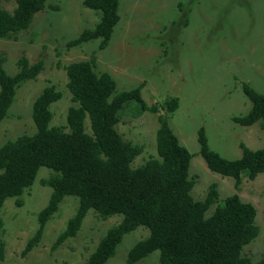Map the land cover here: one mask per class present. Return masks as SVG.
Instances as JSON below:
<instances>
[{
  "label": "rangeland",
  "instance_id": "obj_1",
  "mask_svg": "<svg viewBox=\"0 0 264 264\" xmlns=\"http://www.w3.org/2000/svg\"><path fill=\"white\" fill-rule=\"evenodd\" d=\"M15 6V0H0V7L9 11ZM118 11L120 20L104 49L99 48V39L67 46L69 40L100 21L101 11L86 7L83 0H46L29 28L0 38V53L6 55L4 67L9 74L18 71L17 60L22 54L31 63L44 61L37 78L19 86L8 115L0 121V145L35 132L32 105L47 85L53 84L63 93L51 105L52 124L65 125L68 108L77 102L67 87L64 65L94 57L95 71L108 72L117 90L143 84L141 94L147 105H157L169 118L180 143L192 154L189 172L196 179L191 190L195 199L203 198L210 184L217 182L220 204L237 192L256 206L260 231L242 253L253 259L264 257V172L253 179L243 174L237 189L233 177L209 169L197 139L199 127L204 126L211 148L229 159L241 156V143L252 149L264 146V129L258 122L241 125L233 119L251 107L243 82L264 94V0H119ZM170 97L179 98L177 109L171 113L163 103ZM158 114L131 105L120 116L117 128L124 139L144 145L133 167L157 155ZM52 173L42 166L21 195L22 204H17L16 197L4 202L0 264H83L108 228L121 220V214L103 219L90 209L76 235L53 247L79 206L78 197L64 196L37 244L24 254L39 227L38 212L48 204L52 192L42 180ZM149 232L138 226L126 233L115 254L103 264H162L159 250L134 263L127 261L129 249Z\"/></svg>",
  "mask_w": 264,
  "mask_h": 264
},
{
  "label": "trees",
  "instance_id": "obj_2",
  "mask_svg": "<svg viewBox=\"0 0 264 264\" xmlns=\"http://www.w3.org/2000/svg\"><path fill=\"white\" fill-rule=\"evenodd\" d=\"M15 2L12 11L0 7V38L13 37L29 28L34 16L46 6V0ZM83 4L100 10V21L69 40L67 46L99 39V48L104 49L120 20L119 0H83ZM94 60L92 57L64 65L67 87L77 102L68 108L65 125L52 124L51 105L63 93L55 85H47L32 105L35 132L0 145V235L4 229L1 209L6 199L16 197L17 204H22L24 190L46 166L53 173L42 183L52 192L48 204L38 212L39 227L28 240L24 254L37 244L64 196L73 195L78 197L79 206L53 247L76 235L90 209L103 219L122 215L83 264L105 263L115 254L123 236L138 226L150 232L129 249V263L159 250L162 264H264V257L253 259L242 253L260 231L256 206L237 192L220 204L217 182L210 184L203 198L195 199L191 190L196 179L189 172L192 154L180 143L169 118L157 105H147L141 94L143 84L119 91L108 72L95 71ZM5 61L6 55L0 53V121L8 115L19 86L37 78L44 68L43 59L31 63L22 54L17 60L18 71L9 74ZM242 88L251 107L246 114L234 116V121L241 125L258 122L264 129V94L247 82L242 83ZM163 103L171 113L177 109L179 98L170 97ZM131 105L159 113L157 155L136 167L132 163L144 145L124 139L117 128L125 107ZM197 139L199 153L209 169L233 177L237 189L243 174L253 179L264 172V146L252 149L241 143V156L229 159L211 148L204 126L199 127ZM212 205L214 209L207 214ZM0 256L3 257L2 242Z\"/></svg>",
  "mask_w": 264,
  "mask_h": 264
}]
</instances>
